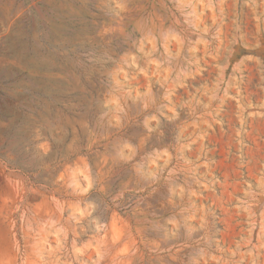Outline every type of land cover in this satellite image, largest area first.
Here are the masks:
<instances>
[{
	"label": "rangeland",
	"instance_id": "374dc122",
	"mask_svg": "<svg viewBox=\"0 0 264 264\" xmlns=\"http://www.w3.org/2000/svg\"><path fill=\"white\" fill-rule=\"evenodd\" d=\"M0 264H264V0H0Z\"/></svg>",
	"mask_w": 264,
	"mask_h": 264
}]
</instances>
